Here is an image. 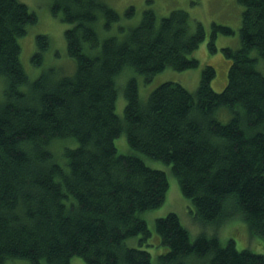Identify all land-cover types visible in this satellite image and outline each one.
<instances>
[{"label":"trees","instance_id":"obj_1","mask_svg":"<svg viewBox=\"0 0 264 264\" xmlns=\"http://www.w3.org/2000/svg\"><path fill=\"white\" fill-rule=\"evenodd\" d=\"M106 1L54 0L52 13L69 23L71 71L51 65L30 79L19 39L37 15L20 0H0V264H69L75 255L88 264H152L142 214L164 202L169 184L135 152L170 165L200 224L236 213L264 239V0H240L239 46L221 48L230 61L222 90L204 64L194 91L164 80L145 86L144 99L140 82L200 65L191 54L205 27L181 8L158 17L152 0L138 23L125 24ZM134 14L126 7V17ZM231 33L213 22L209 52L218 34ZM35 46L31 61L41 66L48 36L36 34ZM122 132L135 152L117 151ZM155 230L165 248L156 264H264L263 253L232 238L223 245L202 232L192 240L175 212L157 217Z\"/></svg>","mask_w":264,"mask_h":264},{"label":"rangeland","instance_id":"obj_2","mask_svg":"<svg viewBox=\"0 0 264 264\" xmlns=\"http://www.w3.org/2000/svg\"><path fill=\"white\" fill-rule=\"evenodd\" d=\"M20 1L24 2L28 8L37 15L36 23L30 26L26 35L19 39L20 60L29 78H36L42 69L51 65L58 66L56 68L62 74L69 73L73 62L67 54L66 41L64 38V30L69 26V23L64 22L59 15H54L52 13L51 7L54 0ZM106 2L121 13V19L125 21V24L138 23L142 11L147 7H151L148 6L149 3H147V0H107ZM152 2L153 4L151 8L155 10L158 17L168 15L169 12L175 8L184 9L188 12L192 23L197 21L203 23L206 30V36L191 54V56L199 60L200 65L195 68L184 70H176L171 67H166L163 71L157 73L150 80L149 84L140 82L139 95L141 99H144L148 93L147 90L145 91V86L153 87L164 80L178 81L186 89L194 91L199 83L201 69L204 64H211L215 67L216 74L211 82V86L216 91L222 90L226 85L227 71L230 61L223 56L221 48L224 46L237 48L239 46V27L243 10L241 1L152 0ZM130 5L135 7V14L129 18L125 16V9ZM213 22L231 27L233 33L230 35L218 34L216 37L217 51L210 53L207 44L210 36L211 24ZM38 33L46 34L49 38V48L45 52L41 66H36L31 61V56L36 49L35 36ZM140 77L143 78L142 76ZM124 105L125 99L121 90L116 99V112L120 116L123 113ZM60 145L61 144L56 146V149L58 148V150H54L55 155L59 152ZM115 145L119 153L135 152L129 147L125 133L123 132L120 136L115 138ZM135 153H138L149 166L164 170L169 184L164 202L159 207L150 209L142 214L151 233L147 242L151 244L150 251L152 253V264H156V255L161 251H165L164 246L160 242V237L155 230V219L157 217L165 216L169 212H175L178 214L181 223L188 229L192 240L202 232H206L209 235L216 233L220 243L223 245L232 238L238 249L249 248L255 252L264 254V239L258 235L250 234L251 232H249L250 229L248 224L241 215H237L236 213L230 214L220 225L215 223L200 224L194 216L195 214L194 210H192L193 205L191 201L182 195L178 181L171 172L170 165L160 160L151 159L139 152ZM57 160L60 162L62 161V158L58 157ZM136 238L137 237L134 239L136 240ZM5 264L30 263L25 259H13L7 260ZM40 264L47 263L42 260ZM69 264L88 263L83 257L75 255L70 259Z\"/></svg>","mask_w":264,"mask_h":264},{"label":"bare ground","instance_id":"obj_3","mask_svg":"<svg viewBox=\"0 0 264 264\" xmlns=\"http://www.w3.org/2000/svg\"><path fill=\"white\" fill-rule=\"evenodd\" d=\"M241 220H242V219H241ZM225 222H226V221H225ZM242 223H243V222H242ZM242 223H241V224H242ZM242 226H243V225H242Z\"/></svg>","mask_w":264,"mask_h":264}]
</instances>
